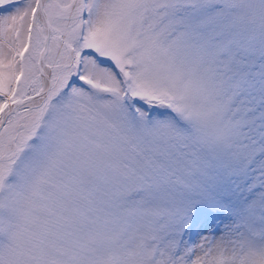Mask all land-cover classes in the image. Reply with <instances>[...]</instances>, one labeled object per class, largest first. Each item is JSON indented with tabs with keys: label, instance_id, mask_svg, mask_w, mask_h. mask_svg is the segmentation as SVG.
<instances>
[{
	"label": "snow or ice",
	"instance_id": "snow-or-ice-1",
	"mask_svg": "<svg viewBox=\"0 0 264 264\" xmlns=\"http://www.w3.org/2000/svg\"><path fill=\"white\" fill-rule=\"evenodd\" d=\"M0 264H264V0H0Z\"/></svg>",
	"mask_w": 264,
	"mask_h": 264
}]
</instances>
